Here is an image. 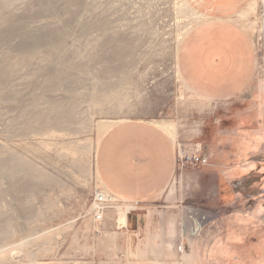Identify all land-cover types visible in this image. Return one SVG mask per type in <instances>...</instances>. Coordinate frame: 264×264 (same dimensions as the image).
<instances>
[{
	"label": "rangeland",
	"instance_id": "1",
	"mask_svg": "<svg viewBox=\"0 0 264 264\" xmlns=\"http://www.w3.org/2000/svg\"><path fill=\"white\" fill-rule=\"evenodd\" d=\"M210 14L196 0H0V264L148 255L143 242L158 226L124 225L137 213L126 208L138 204L111 197L100 223L91 211L95 194L107 193L96 172L101 141L135 121L162 126L181 158L199 148L208 157L178 169V179L193 177L178 187L197 221L220 197L217 176L228 182L220 205L232 226H180L177 245L153 258L264 264V0L231 16L255 44L253 81L211 102L194 96L177 69L182 39ZM200 190L204 198H190Z\"/></svg>",
	"mask_w": 264,
	"mask_h": 264
},
{
	"label": "crops",
	"instance_id": "2",
	"mask_svg": "<svg viewBox=\"0 0 264 264\" xmlns=\"http://www.w3.org/2000/svg\"><path fill=\"white\" fill-rule=\"evenodd\" d=\"M249 1L196 0L213 14L185 35L177 57L179 76L194 96L210 102L232 99L253 81L257 65L255 44L248 31L231 19ZM177 154L171 136L155 122L122 123L102 139L96 160L100 183L113 198L138 204L134 208L135 222L125 226H158L153 239L142 240V249L146 248L148 255H137L122 264H164L153 256L165 254L169 247L177 245L182 237L180 226H232L222 217L226 214L220 205L221 190L228 182L220 175L216 180L220 197L216 203L211 200L206 204L202 210L205 217L197 221L198 210L186 205L189 193L180 186L183 191L178 189L181 177L183 183L193 181V177L180 173L178 179ZM207 177L209 182L213 180L212 175L204 179ZM201 194L204 198L206 193L200 190L190 198ZM169 200H173V205L166 203Z\"/></svg>",
	"mask_w": 264,
	"mask_h": 264
},
{
	"label": "built area",
	"instance_id": "3",
	"mask_svg": "<svg viewBox=\"0 0 264 264\" xmlns=\"http://www.w3.org/2000/svg\"><path fill=\"white\" fill-rule=\"evenodd\" d=\"M177 155H178L177 158L178 169H182L187 164H192L194 166H205L209 163L208 157L202 153V150H200V148L199 150H197L195 154L191 156H182L181 158L179 154ZM107 203H108V197L105 194H102L101 192L95 194L92 204V209H93L92 213L96 221L99 222L103 221L104 208ZM179 250H182V247H179Z\"/></svg>",
	"mask_w": 264,
	"mask_h": 264
},
{
	"label": "bare ground",
	"instance_id": "4",
	"mask_svg": "<svg viewBox=\"0 0 264 264\" xmlns=\"http://www.w3.org/2000/svg\"><path fill=\"white\" fill-rule=\"evenodd\" d=\"M182 9V8H181ZM181 37V36H180ZM102 194H105L107 197H108V203L105 205V208H104V213H103V215H104V219H105V216H106V213H107V211L111 208L110 207V205H111V203H112V196L108 193H105V192H103ZM129 206H131V205H129ZM117 208H122L121 206H117ZM135 207L134 206H132V208H126V213H128V212H130V210H132V209H134ZM112 209H116V206L114 207V208H112ZM121 210V209H120ZM91 211H93V209L91 210ZM129 214V213H128ZM128 214H125L126 215V217H127V215ZM95 217H93V220H94V222L95 223H100L99 221H96L95 219H94ZM104 219H103V221H104ZM103 221H101V222H103ZM126 222H127V218H126ZM127 223H124V225H126Z\"/></svg>",
	"mask_w": 264,
	"mask_h": 264
}]
</instances>
